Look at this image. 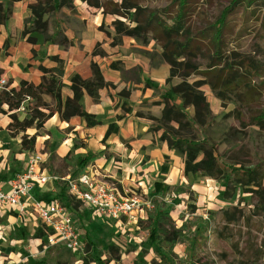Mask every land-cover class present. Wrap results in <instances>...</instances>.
<instances>
[{"label": "crops", "instance_id": "1", "mask_svg": "<svg viewBox=\"0 0 264 264\" xmlns=\"http://www.w3.org/2000/svg\"><path fill=\"white\" fill-rule=\"evenodd\" d=\"M14 2L8 21L0 25V70L8 80L9 90L17 89L22 81L39 85L43 77L40 67L53 69L62 66L61 95L66 100L73 97L71 79L75 75L85 80L92 78L91 63L98 64L105 81L114 86L100 90L98 102L87 93L81 98L83 108L100 122L99 125L88 127L80 117L63 122L56 114L39 130L43 131V135H38L34 152L45 150L47 172L59 177L48 166L53 157L56 165L71 163L73 168L78 157L92 152L96 158L86 169L94 170L121 191L141 193L152 199L155 198V183L166 184L168 194L172 191L171 198L181 196L178 187L190 186L191 190L198 192L200 188L203 191L205 183L200 181V184H195L198 175L185 174L184 156L171 149L166 141L160 140L163 129L154 130L157 124L148 118H160L167 101L176 106L182 105V100L170 91L177 83L171 81L167 84L170 66L161 59L160 54L152 59L143 53L151 51L152 45L150 48L142 47L130 37H123L120 44L111 45L113 28L110 27L111 37L108 38L101 27L103 23L107 27L113 20L108 21L102 10L90 8L80 1H76L72 8L63 7L52 14L59 27L52 28L50 25V41L39 33H33L31 37L36 38V43L31 44L27 37H21V33L25 29V19L32 17L29 6L35 2ZM62 13L67 14L66 17H61ZM97 46L101 54L95 55ZM113 64L117 68H112ZM43 99L53 104L49 96ZM10 123L11 118L6 119L1 113L0 185L5 191L9 190L10 180L26 167L25 152H21L23 134L11 137L7 129ZM110 125L117 126L118 132L112 133L104 141ZM171 127L177 129L178 124L173 122ZM37 133L35 129L27 135ZM57 193L54 182L50 181L36 186L31 195L48 202ZM4 215L24 222L34 217L30 213L21 216L9 208L0 210V217ZM140 216H143L142 213Z\"/></svg>", "mask_w": 264, "mask_h": 264}, {"label": "rangeland", "instance_id": "2", "mask_svg": "<svg viewBox=\"0 0 264 264\" xmlns=\"http://www.w3.org/2000/svg\"><path fill=\"white\" fill-rule=\"evenodd\" d=\"M11 1L0 0L4 11L13 8L15 2L9 5ZM172 1L142 0L141 5L150 10H162L171 5ZM196 2L198 7L192 23L194 32H200L217 21L231 0ZM65 15L67 14L62 13L61 17ZM53 17L52 14L48 17L49 28L50 25L52 28L59 27ZM105 18L113 22L117 19L112 15H106ZM31 19L32 17L25 19V29L30 28ZM113 22L107 24V27L103 23L101 27L108 38L111 37L109 30L110 27L113 28ZM113 33L115 35V32ZM51 38L48 35V41ZM223 40L226 55L232 57L235 53L260 68L259 76L252 82L259 94L247 104L229 93L224 99H220L209 85L201 86L199 90L209 104V124L198 128L199 132L183 131L180 134L197 139L206 138L214 146L216 155L227 164L237 168H257L261 188L264 189V126L253 122L254 116L264 110V0H258L252 7L244 5L237 8L228 18ZM135 41L145 48L152 45L151 51L143 52L152 59L161 54L160 46L154 41L148 45ZM94 52L101 54L98 46ZM195 62L204 68L208 57L199 55ZM202 79L201 76H192L188 83L193 84ZM173 81L177 85L182 82L179 77H174L172 83ZM32 105L33 102L28 101V104L18 111L19 119L29 117ZM185 110L192 114L191 118L194 116V107ZM2 114L6 119L11 115L7 108ZM34 130L30 129L27 133L32 134ZM38 135H43V131H38ZM52 160L48 166L53 173L61 178L70 175L71 163L56 165ZM195 181V184H200V181L205 183L203 191L200 188L198 192L191 190L190 186L178 187L182 192L180 197L177 195L176 198H171V191L170 194L167 192L164 197L159 198L166 203L175 228L181 231L172 261L176 264H187L190 259H193L195 264H264V215L258 207L260 196L247 193V188L235 179L217 182L198 174ZM143 197L153 203L151 197ZM57 201L61 202L58 199ZM89 210L86 205L79 203V213L84 217L82 224L73 215L81 235V248L77 251L64 246H53L48 250L47 242L34 239L32 234L35 229L41 227L36 217H31L26 222L18 218L9 219L8 215L0 217V264H33L38 261H45L46 264H83V259L87 256L82 240L85 235L92 239L103 259L110 261L109 264H166L155 253L148 232L144 229L148 225V214L153 208L145 209L143 216H139L137 221L123 219L121 223L92 218ZM230 215H236L233 221H228ZM261 248L263 254L259 260L256 251Z\"/></svg>", "mask_w": 264, "mask_h": 264}, {"label": "trees", "instance_id": "3", "mask_svg": "<svg viewBox=\"0 0 264 264\" xmlns=\"http://www.w3.org/2000/svg\"><path fill=\"white\" fill-rule=\"evenodd\" d=\"M13 1L21 0H12L9 5H12ZM76 1L85 3L90 8L102 10L105 16L117 17L112 23L115 32L113 46L120 44L123 37L133 38L144 45L154 41L160 46L161 59L170 66V77L167 84L174 77H179L182 80L180 84L170 89L172 94L182 100V105L176 106L167 101L160 118L148 116L157 124V128L153 129H163L164 132L160 140L166 141L171 149L184 156L185 174H200L217 182L225 179L237 180L247 188V193H255L260 196L258 207L264 215V189L261 188V178L258 176L257 168H237L227 164L216 155L214 146L206 138L197 139L180 134L183 131L199 132L198 128L209 124V104L204 94L199 90L201 86L209 85L220 99H224L225 95L229 93L247 104L259 94L252 82L259 76L260 68L253 66L251 62L235 53L232 57L226 55L223 49V34L228 18L240 6L252 7L258 0H231L217 21L200 32H194L192 23L193 15L198 7L196 0H173L171 5L162 10L147 9L141 5L142 0H119L117 2L114 0H35V3L29 6L32 13L30 28L24 29L21 37H27L29 43L35 44L36 38L31 37V34L39 33L48 40V17L60 8H72ZM11 13L12 9L4 11L0 5V25L8 21ZM94 54L99 53L94 52ZM199 55L208 57V63L204 68L195 62ZM53 60L58 61L57 58H53ZM112 68H117V66L113 64ZM40 70L43 77L39 85L22 81L17 89L0 93V113L5 111L4 107H7L11 113V123L7 127L11 137L15 138L23 134L21 152H34L36 149L38 133L29 136L27 131L29 129L39 131L56 114L63 122L80 117L86 121L88 127L99 125L100 122L83 108L80 102L81 98L84 93H87L95 102H98L100 90L114 88L113 85L105 81L99 65L91 63L92 78L85 80L79 75H75L71 79L73 97L63 100L61 95V78L64 74L62 66L53 69L40 67ZM0 75H2L1 70ZM192 76H201L203 79L189 84L188 79ZM44 96H49L53 104L46 103L43 99ZM28 101L33 102L32 112L28 118L20 120L17 115L18 110ZM188 107L195 109L192 118L185 111ZM173 122L178 124L177 129L171 127ZM253 122L264 126V110L254 116ZM117 132V126L110 125L104 141L112 133ZM94 158H96V154L92 152L78 157L70 171L71 179H77ZM59 178L61 179V177ZM54 184L58 193L48 202L61 200L66 209L82 224L84 217L79 213V203L81 202L68 194L66 182L57 180ZM154 188L153 210L148 214V225L144 229L148 232V238L155 253L166 264H176L171 258L181 231L175 228L174 221L167 211L166 203L158 199L165 196L168 186L164 183H155ZM235 217L236 215L228 216V221H233ZM50 234L51 231L41 225L35 229L32 237L48 244ZM82 240L87 253L83 264L110 263L109 260L103 259L101 252L98 251L88 235H85ZM50 248L47 246L48 250ZM110 248L112 249L113 246ZM262 250L261 248L260 251H256L259 254L257 256L259 260L262 259ZM193 261L190 259L187 264H195ZM33 264H46V262L38 261Z\"/></svg>", "mask_w": 264, "mask_h": 264}, {"label": "built area", "instance_id": "4", "mask_svg": "<svg viewBox=\"0 0 264 264\" xmlns=\"http://www.w3.org/2000/svg\"><path fill=\"white\" fill-rule=\"evenodd\" d=\"M4 91H9V84L6 77L0 75V93ZM25 156L26 167L22 173L10 180L9 190L5 191L0 185V210L14 209L21 216L32 214L41 225L51 231L48 236L50 247L64 246L72 251L80 250L81 235L73 214L63 203L57 200H37L31 195L36 186L62 180L67 183L68 194L90 209L92 218L116 223H121L123 219L137 221L145 209L153 208V203L143 195L133 191H121L92 169H86L77 179H71L70 176L60 179L48 174L45 150L25 152Z\"/></svg>", "mask_w": 264, "mask_h": 264}]
</instances>
